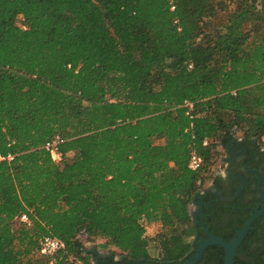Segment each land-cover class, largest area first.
<instances>
[{
  "label": "trees",
  "instance_id": "16d2710c",
  "mask_svg": "<svg viewBox=\"0 0 264 264\" xmlns=\"http://www.w3.org/2000/svg\"><path fill=\"white\" fill-rule=\"evenodd\" d=\"M56 137L60 164L45 149ZM244 139L264 146V0H0V155L13 156L0 163V264H49L44 236L65 244L56 264L178 263L200 203L228 241L206 185ZM262 233L234 264H264ZM96 242L112 257L98 261Z\"/></svg>",
  "mask_w": 264,
  "mask_h": 264
},
{
  "label": "flooded vegetation",
  "instance_id": "af4514ba",
  "mask_svg": "<svg viewBox=\"0 0 264 264\" xmlns=\"http://www.w3.org/2000/svg\"><path fill=\"white\" fill-rule=\"evenodd\" d=\"M245 143L246 139L241 141L233 140L228 144L226 149H228L229 153L228 158L225 160L226 168L224 172L216 173L215 180L206 186L207 192H210L207 197L208 207L212 209V214L208 216L210 225L216 228L221 234L230 237L228 241L237 237L238 233L244 229L248 221L258 213L259 215L254 219L246 238L251 232L254 233V236L257 234V238H260V240L263 238L264 146L256 140L250 144ZM199 205H202V203L195 207L194 212L195 225L197 227L193 243L194 254L187 255L184 259L174 264L194 262V257L201 248V242L208 240L210 234L215 236L210 228L205 225L204 221L200 220L202 219V214ZM244 220L245 223L240 229L239 227ZM200 225L202 226L201 230L198 228ZM258 241L259 239H255L250 242L251 250L259 246ZM241 245L238 247L236 255ZM213 246L216 245L208 246L203 252L201 259L195 264H213L215 262H213V258L216 251H212L207 255L208 249ZM105 256L112 257L110 253ZM205 256L206 260L204 259ZM103 257L104 255L98 256V261H101ZM121 259V256H115V261ZM124 260L126 259L124 258ZM124 264L129 263L125 262ZM140 264L150 263L143 261ZM165 264L173 263L166 262Z\"/></svg>",
  "mask_w": 264,
  "mask_h": 264
},
{
  "label": "built area",
  "instance_id": "2783aa9c",
  "mask_svg": "<svg viewBox=\"0 0 264 264\" xmlns=\"http://www.w3.org/2000/svg\"><path fill=\"white\" fill-rule=\"evenodd\" d=\"M63 140L60 137H56L45 145V149L50 153L53 161L60 164L64 161V155L60 151V146ZM207 144V142L205 143ZM5 160H13V156L4 157L0 155V163ZM202 160L197 155H193L190 161V169L198 170L201 166ZM20 221L23 224L30 226V220L26 214L20 217ZM65 249V244L57 239L49 236H44L40 240V252L42 255L49 258V264H56L59 253Z\"/></svg>",
  "mask_w": 264,
  "mask_h": 264
},
{
  "label": "water",
  "instance_id": "95a60500",
  "mask_svg": "<svg viewBox=\"0 0 264 264\" xmlns=\"http://www.w3.org/2000/svg\"><path fill=\"white\" fill-rule=\"evenodd\" d=\"M199 194H201V192ZM258 215L259 213L253 216L248 221L244 229L238 233V236L232 239L231 241H226L224 239H221L219 237H216L210 234V238L208 240H204L201 242V248L198 251L197 255L194 257V262H187L185 264H195L197 261L201 259L202 254L205 251V249L208 246H212V245L220 246L225 250L224 264H234L236 251L238 247L241 245V243L243 242V240L246 238L248 232L250 231V228H251V225L254 219Z\"/></svg>",
  "mask_w": 264,
  "mask_h": 264
},
{
  "label": "rangeland",
  "instance_id": "374dc122",
  "mask_svg": "<svg viewBox=\"0 0 264 264\" xmlns=\"http://www.w3.org/2000/svg\"><path fill=\"white\" fill-rule=\"evenodd\" d=\"M217 2L219 1H226L228 8L229 9H234L237 6V2L238 0H216ZM18 24H20V21L18 22ZM264 144V143H263ZM228 149L222 150L220 157L217 159L216 164H215V172L216 173H221L224 172L225 168H226V159L228 158ZM70 158H73V155L70 154L69 156ZM209 185V184H207ZM206 185V186H207ZM193 212H195V209L193 208ZM160 230V225L159 224H146V232H147V236L148 237H154L158 234ZM99 244H101L100 242H96V243H89L87 245V248L89 250H92L94 253H97L98 256H105L108 253H110L109 250H103L101 248H99ZM153 256H157V253L152 251ZM122 256V254H120V252H118V254L116 255V257Z\"/></svg>",
  "mask_w": 264,
  "mask_h": 264
}]
</instances>
